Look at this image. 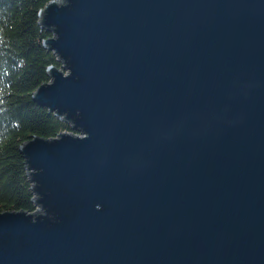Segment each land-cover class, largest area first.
Listing matches in <instances>:
<instances>
[{
  "label": "water",
  "instance_id": "obj_1",
  "mask_svg": "<svg viewBox=\"0 0 264 264\" xmlns=\"http://www.w3.org/2000/svg\"><path fill=\"white\" fill-rule=\"evenodd\" d=\"M0 264H264V0H52Z\"/></svg>",
  "mask_w": 264,
  "mask_h": 264
},
{
  "label": "trees",
  "instance_id": "obj_2",
  "mask_svg": "<svg viewBox=\"0 0 264 264\" xmlns=\"http://www.w3.org/2000/svg\"><path fill=\"white\" fill-rule=\"evenodd\" d=\"M52 0H0V212H35V195L20 147L34 137L54 138L71 125L33 99L61 68L44 41L51 33L40 11Z\"/></svg>",
  "mask_w": 264,
  "mask_h": 264
}]
</instances>
